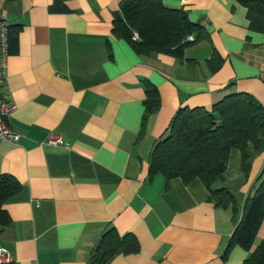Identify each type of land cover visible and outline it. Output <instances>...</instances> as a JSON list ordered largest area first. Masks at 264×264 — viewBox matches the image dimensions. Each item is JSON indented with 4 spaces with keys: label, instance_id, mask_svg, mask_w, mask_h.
<instances>
[{
    "label": "crops",
    "instance_id": "0c3cea01",
    "mask_svg": "<svg viewBox=\"0 0 264 264\" xmlns=\"http://www.w3.org/2000/svg\"><path fill=\"white\" fill-rule=\"evenodd\" d=\"M119 1L59 0L64 11H52L54 0H0L15 32L0 90L15 104L6 123L18 134L13 143L0 140V173L21 184L1 205L7 264H89L110 226L132 233L139 248L107 264H241L264 238V221L249 251L235 245L220 255L264 150L246 175L239 150L228 151L223 181L214 186L233 194V220L228 208L206 201L197 178H170L166 189L161 175L148 180V156L180 106L208 107L244 91L264 108V37L248 29L235 0H161L201 24L208 40L186 47L182 60L141 55L111 32ZM213 50L222 62L210 71L205 59ZM144 81L159 101L147 113ZM50 131L62 144L45 142Z\"/></svg>",
    "mask_w": 264,
    "mask_h": 264
},
{
    "label": "trees",
    "instance_id": "16d2710c",
    "mask_svg": "<svg viewBox=\"0 0 264 264\" xmlns=\"http://www.w3.org/2000/svg\"><path fill=\"white\" fill-rule=\"evenodd\" d=\"M235 1L245 8L248 29L264 37V0ZM57 2L59 0H54L49 9L64 11ZM111 32L126 41L138 54L164 53L178 60L183 59L186 47L208 40L201 24L189 21L183 9L164 6L161 0H120L112 19ZM187 36H191L192 40H188ZM14 38L15 32L8 25L7 45ZM221 62L214 50L205 59L210 71L216 70ZM143 93L144 113L156 109L159 101L155 86L144 81ZM230 148L239 150V169L244 175L247 174L250 159L264 150V108L248 92L223 94L208 107H178L164 133L151 146L147 179L155 174L161 175L166 189L170 178L177 177L184 184L197 178L207 191L206 201L214 207L228 208L233 220L237 211L233 194L224 186H214V183L223 181ZM20 189L21 184L13 176L0 173V225L6 221L2 203ZM262 221L264 160L254 179L252 191L242 200L239 216L223 247L221 259H225L235 245L249 251ZM138 248V241L132 233L119 234L110 226L92 249L89 264H107L113 256L134 253ZM241 264H264V238L248 252Z\"/></svg>",
    "mask_w": 264,
    "mask_h": 264
},
{
    "label": "built area",
    "instance_id": "2783aa9c",
    "mask_svg": "<svg viewBox=\"0 0 264 264\" xmlns=\"http://www.w3.org/2000/svg\"><path fill=\"white\" fill-rule=\"evenodd\" d=\"M7 26L8 23L6 19L0 14V86L2 83V77L4 73L5 58L7 55ZM188 40H192L191 36H187ZM15 109V104L13 101L6 95L3 94L0 90V140L13 143L17 137V133L12 131L6 120L8 116ZM45 142L51 145L62 144V140L59 135L50 131L45 139ZM10 262V255L7 251L0 248V264H5Z\"/></svg>",
    "mask_w": 264,
    "mask_h": 264
},
{
    "label": "rangeland",
    "instance_id": "374dc122",
    "mask_svg": "<svg viewBox=\"0 0 264 264\" xmlns=\"http://www.w3.org/2000/svg\"><path fill=\"white\" fill-rule=\"evenodd\" d=\"M194 45V44H193ZM199 51H201V50H199ZM198 54H199V52H198Z\"/></svg>",
    "mask_w": 264,
    "mask_h": 264
}]
</instances>
